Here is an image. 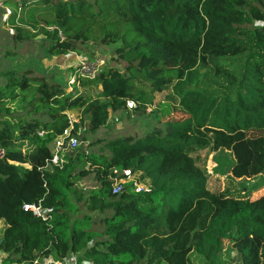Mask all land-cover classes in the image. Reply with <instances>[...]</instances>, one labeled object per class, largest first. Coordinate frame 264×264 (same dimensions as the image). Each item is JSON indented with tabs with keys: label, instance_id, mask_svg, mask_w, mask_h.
<instances>
[{
	"label": "trees",
	"instance_id": "trees-1",
	"mask_svg": "<svg viewBox=\"0 0 264 264\" xmlns=\"http://www.w3.org/2000/svg\"><path fill=\"white\" fill-rule=\"evenodd\" d=\"M248 1H19L49 55H67L78 43H117L113 55L124 66H104L93 78L72 70L76 85L99 87L102 103L30 70L0 68V264H56L69 255L76 264H264V193L208 192L189 158L214 129L243 140L246 174L264 178V136L244 138L264 131V0L246 14ZM40 6L49 13L46 26L34 20ZM209 64L233 79L230 96L197 86L195 70ZM172 80L184 118L136 140L97 137L53 163L52 141L69 126L68 112H79V123L87 119L94 132L127 101L145 111ZM113 171L124 180L117 194ZM124 171L144 175L147 190L135 192ZM88 176L96 186L85 206L97 219L78 215L71 198L75 177ZM26 205L51 211L35 217ZM230 251L237 259L223 262Z\"/></svg>",
	"mask_w": 264,
	"mask_h": 264
},
{
	"label": "rangeland",
	"instance_id": "rangeland-1",
	"mask_svg": "<svg viewBox=\"0 0 264 264\" xmlns=\"http://www.w3.org/2000/svg\"><path fill=\"white\" fill-rule=\"evenodd\" d=\"M19 1L0 0V68L16 71L30 70L35 76H42L52 82L59 83L66 91H72L73 94H86L92 100L102 103L103 98L100 95L99 87L76 85L72 70H80V74L87 78V75L97 73L104 66L111 65L121 69L124 64L113 55L117 43L104 46L91 42L78 43L67 55L51 56L46 51L48 41L41 32L32 28L30 14L26 10L24 12L18 9ZM253 8L260 9L254 0H249L248 7L243 8L242 11L249 14ZM261 10L264 13V8ZM34 20L36 24L46 26L49 21L47 9L40 6L34 13ZM252 23L256 22L252 21ZM214 69L212 64H209L207 70L203 66L196 69L197 86L216 97L230 96L233 87H235L233 79L227 78ZM175 86H177L175 80L162 86L159 92L153 94L151 105L143 112L129 111L126 107L116 111L109 110L104 124L94 132L89 130L87 119H84L83 122L80 120V123L84 125H82L84 130L80 135V142L84 147H80L78 150H87L88 145L101 136L106 139L132 137L136 140L142 138L147 132L156 129L163 131L170 121L184 118L185 113L179 104ZM188 88L187 86L186 89ZM162 106L168 110L164 115L160 110ZM67 114L77 121L81 117L77 111H70ZM206 132L209 144L194 149L189 155L194 169L199 170L203 175L204 188L208 192L227 194L242 199H254L263 194V176L259 174L250 177L246 174L245 164L249 154L244 147L243 140H228L222 136V133L210 128H207ZM244 136L245 139L260 137L264 136V131H249ZM95 150L98 149L95 148ZM70 152L67 151V153ZM126 180L135 181L136 185L141 188L149 186V180L138 172L130 175ZM95 186L96 183L89 176L80 179L75 177V188L71 198L78 206V215L87 214L94 219L99 216L96 213H89L85 206V198ZM79 197L84 200L78 201ZM4 228L3 221H0V237ZM94 228L99 229L97 226ZM4 257V254L0 253V261ZM236 259L235 253L230 251L223 255L222 261L234 262ZM44 262L53 264L51 260ZM56 264H76V257L69 255L65 261Z\"/></svg>",
	"mask_w": 264,
	"mask_h": 264
},
{
	"label": "built area",
	"instance_id": "built-area-1",
	"mask_svg": "<svg viewBox=\"0 0 264 264\" xmlns=\"http://www.w3.org/2000/svg\"><path fill=\"white\" fill-rule=\"evenodd\" d=\"M94 73H90L87 75V77L93 78ZM125 107L127 110L131 111L135 108V104L131 101H127L125 103ZM68 124L69 126L63 130L62 134L55 137L52 141V148H53V163H56L58 161V158L61 157V155L67 151H74L76 149H79L82 146V143L80 142V135L83 133L84 127L80 126L79 121L75 120V118H72L67 114ZM116 121V120H115ZM76 124L78 125L76 127ZM41 135V134H40ZM113 174L115 177L112 179L114 181L113 185V193L117 194L121 190V183H123L124 180L117 179V177L120 175L118 172L113 171ZM122 175L126 177V179L129 178L130 172L124 171L122 172ZM133 188L135 192L141 191V190H147L146 187L141 188L136 185V182L133 183ZM25 211L31 212L35 217H43L45 214L49 213L51 210H43L38 206L34 205H26L23 208Z\"/></svg>",
	"mask_w": 264,
	"mask_h": 264
},
{
	"label": "crops",
	"instance_id": "crops-1",
	"mask_svg": "<svg viewBox=\"0 0 264 264\" xmlns=\"http://www.w3.org/2000/svg\"><path fill=\"white\" fill-rule=\"evenodd\" d=\"M64 261H65V259H64Z\"/></svg>",
	"mask_w": 264,
	"mask_h": 264
}]
</instances>
